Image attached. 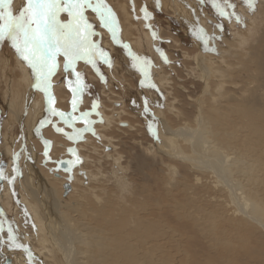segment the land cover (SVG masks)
Returning <instances> with one entry per match:
<instances>
[{"label":"rangeland","instance_id":"obj_1","mask_svg":"<svg viewBox=\"0 0 264 264\" xmlns=\"http://www.w3.org/2000/svg\"><path fill=\"white\" fill-rule=\"evenodd\" d=\"M162 1L103 0L115 37L99 13L85 10L89 39L111 66L99 58L92 68L86 58L75 62L81 75L73 82L85 86L75 113L62 58L49 89L58 112L90 113L96 134L76 141L67 137L84 121L70 126L51 115L39 88L32 93L39 109L26 107V81L36 85V78L26 63L22 77L21 58L0 42V169L7 177L0 180V264H62L52 234L60 244L71 236L72 264H264V0L254 7L230 0L235 8L222 4L223 17L214 0H170L167 9ZM24 3L11 7L18 14ZM194 17L203 41L186 21ZM58 19L75 23L67 12ZM9 91L19 95L11 101ZM120 103L127 116L117 111L116 120L126 118L130 129L101 116ZM180 132L192 139L170 136ZM77 157L83 163H70L71 172L57 168ZM64 182L71 191L62 196Z\"/></svg>","mask_w":264,"mask_h":264},{"label":"snow or ice","instance_id":"obj_2","mask_svg":"<svg viewBox=\"0 0 264 264\" xmlns=\"http://www.w3.org/2000/svg\"><path fill=\"white\" fill-rule=\"evenodd\" d=\"M13 0H0V42H10L15 54L19 55L21 61L26 63L31 73L36 78V87L48 96V111L53 116H59L66 125H74L75 121L82 120L85 126L74 129L68 140L76 141L82 134L94 129L89 128L91 121L88 120L89 112H82L80 116H68L64 112H58L52 105L54 98L49 93L51 88V78L58 73L60 61H64L65 74L62 82H67L69 90L73 93L71 101L72 112L75 113L78 107V96L83 95L84 87L74 83V76L78 81L80 73L76 71L75 62L86 57H92L90 62L95 66L96 58L102 59L104 63L111 66L109 57L100 52L97 56L96 46L90 36L93 35L91 25L85 20V10L91 9L100 14L104 27L109 28L115 37V24L111 9L107 8L103 0H25L24 5L18 14L11 5ZM249 7H254V0H244ZM225 4L227 7L235 8V4L230 0H214L213 6L219 8L218 15H225ZM103 9V11H101ZM61 12H67L75 23H61L58 16ZM233 13H227L229 18ZM163 62H167L166 58ZM146 63V62H142ZM135 67V65H134ZM147 75V73H144ZM141 83H143L141 81ZM157 91H159L157 89ZM95 107V105H94ZM148 100H144V108L147 110ZM57 131H63L57 128ZM74 154V150L69 149ZM71 164L83 163L77 157ZM7 179L4 170L0 169V180ZM9 246L14 242L11 232L7 233ZM22 247V245H16Z\"/></svg>","mask_w":264,"mask_h":264},{"label":"bare ground","instance_id":"obj_3","mask_svg":"<svg viewBox=\"0 0 264 264\" xmlns=\"http://www.w3.org/2000/svg\"><path fill=\"white\" fill-rule=\"evenodd\" d=\"M20 1V0H19ZM167 1H170V0H164V1H162V5L164 6V8H166L167 9V7H168V2ZM18 2V1H17ZM13 3H14V5H17L16 4V0H13ZM180 3V2H179ZM170 4V3H169ZM20 5V4H19ZM184 7L182 6V9H183ZM193 9V8H192ZM186 10V9H185ZM121 11H123V9H121ZM184 12V11H183ZM187 13H189V14H191V16H194L195 14H194V12H193V10H190V11H187ZM183 16H184V14H183ZM196 16V15H195ZM197 17V16H196ZM186 21L188 22V23H191V25L192 26H194V28H195V30L200 34V30H198L199 28L197 27V22H196V18L194 17V18H186ZM207 21V20H206ZM208 23V22H207ZM202 26H203V24H202ZM191 32H193V31H191ZM193 36H195V38L197 39V37H200V39H201V41H203V37H201V34L198 36V35H193ZM145 41H147V39L145 40ZM140 50V49H139ZM142 56V55H141ZM144 58H146V57H144ZM211 59V58H210ZM7 61V60H6ZM5 61V62H6ZM17 63H18V65L17 66H19L20 67V72L22 73V77H24V76H26V75H28V69H27V66H26V64L24 63V62H22L19 58L17 59ZM6 68H7V64H5L4 65ZM6 73V72H5ZM7 85V87L8 88H10V85H11V79L9 80V82L6 84ZM26 86H27V89L24 91L25 92V95H26V97H25V95H24V97L26 98L25 100L27 101L26 103H25V105H26V107H31V108H33V107H36L37 108V105H38V109H39V104L36 102V100L34 99V96L32 95V93H33V89L36 87V85L32 82V79H28L27 81H26ZM8 97H10V99H11V101H12V99H14V96L15 95H19L18 94V91L17 92H15V93H12L11 91H9L8 92ZM61 102V101H60ZM113 103V102H112ZM14 104H16V103H14ZM13 104V105H14ZM20 104V103H19ZM18 104V105H19ZM118 104V103H117ZM153 104V103H152ZM24 105V106H25ZM16 106V105H15ZM13 107V106H12ZM19 108H21L20 106H19ZM18 108V109H19ZM15 109V108H14ZM91 109V108H90ZM123 109L125 110V111H127L126 110V107H125V105H123V103H120V105L118 106V107H116L115 109H114V111H111L110 113H111V117L110 116H107V115H104V114H102L101 116L102 117H104V119H105V121H108L106 124H108L109 123V125H112V124H117V125H121V126H123V127H126L127 129H130V128H132L131 126H130V124L127 122V121H125L126 120V118L124 119V121L122 120H120V117H119V120H116L118 117H117V115L119 114V112H121V114L123 115V114H125L126 116H127V112H123ZM10 111H11V113H12V110H13V108H12V110L11 109H9ZM19 110H21V109H19ZM32 110V109H31ZM30 110V111H31ZM85 110V109H84ZM101 110V109H100ZM105 110V109H104ZM14 111V110H13ZM16 111V110H15ZM110 111V110H109ZM117 111H119V112H117ZM103 112V111H102ZM158 112V111H157ZM97 113V112H96ZM98 113H100V112H98ZM129 113V112H128ZM20 114V113H19ZM95 114V113H94ZM101 114V113H100ZM130 115V114H129ZM14 116H16V114H14ZM20 116V115H19ZM119 116V115H118ZM125 116V117H126ZM21 117V116H20ZM44 117V116H43ZM130 117V116H129ZM22 118H24V117H22ZM122 118V117H121ZM47 119V118H46ZM21 120V119H20ZM23 120V119H22ZM37 121V120H36ZM93 121H95V120H92V122ZM20 122V121H19ZM27 122V121H26ZM31 122V121H30ZM130 123H131V121H130ZM21 124V123H20ZM24 124V123H23ZM97 124V123H96ZM133 124V123H132ZM109 125H107V126H109ZM134 125V124H133ZM140 126V125H139ZM100 128V127H99ZM106 129H107V127H105ZM105 128H104V130H105ZM115 128V127H114ZM44 129V128H43ZM110 130V129H109ZM118 130V129H117ZM117 130H115V131H117ZM167 130V129H166ZM96 132H97V130H95ZM105 132H106V130H105ZM169 134V132H166V134ZM94 134H96L95 132H94ZM172 138H173V136H174V138H178V137H188L189 139L191 138V135L190 134H187V135H184L183 133H179V134H176V135H170ZM104 138H106V137H103V139ZM27 139H29V138H27ZM192 139V138H191ZM24 140V139H23ZM109 140V139H108ZM170 140H172V139H170ZM191 141V140H190ZM105 142V141H104ZM192 142V141H191ZM26 143V140H24V144ZM59 143V142H58ZM95 144V143H94ZM66 145V144H65ZM96 145V144H95ZM107 145H109L110 146V144H107ZM97 146V145H96ZM167 146V145H166ZM166 146H165V148H166ZM24 147V146H23ZM93 147V146H92ZM151 147L152 146H150V150H151ZM175 148V147H177V145L175 144V143H173L170 147H168L169 148V150H170V148ZM64 148V147H63ZM82 148V147H81ZM94 148H95V146H94ZM97 148V147H96ZM99 148V147H98ZM153 148V147H152ZM109 149H110V147H109ZM32 150L33 149H31V147L29 146L28 147V149H26V153L28 154V155H30V157L31 156H33V154H32ZM94 150V149H93ZM101 150V149H100ZM149 150V151H150ZM168 150V151H169ZM160 151H162V150H160ZM64 152V151H63ZM20 153V152H19ZM87 153V152H86ZM166 153H167V149H166ZM21 154V153H20ZM26 154V155H27ZM55 156V155H54ZM25 157H27V156H25ZM120 157V156H119ZM182 157V156H181ZM28 159H29V157H27ZM33 158V157H32ZM31 158V159H32ZM28 159H26V160H28ZM64 160H67L68 161V158H64ZM18 161V160H17ZM29 161V160H28ZM31 161H33V160H31ZM70 162V161H69ZM112 162H113V159H112ZM31 162L29 161V163L28 164H30ZM33 163V162H32ZM114 163H116V162H114ZM119 163V162H118ZM204 163V162H203ZM114 165H116V164H114ZM16 166H17V164H16ZM27 166V165H26ZM30 168V167H29ZM96 168H98V167H96ZM34 172V171H33ZM71 172V171H70ZM12 173V171H10V172H7V175H10ZM74 173V172H73ZM13 174V173H12ZM31 174V173H30ZM33 174V173H32ZM39 174V173H38ZM98 174V173H97ZM47 176V175H46ZM56 176V175H55ZM85 176V175H84ZM92 177V176H91ZM38 178V177H37ZM41 178V177H40ZM40 178H39V180H40ZM57 178V177H56ZM222 178V183H224L225 182V180L223 179V177H221ZM16 179V178H15ZM28 179V178H27ZM31 179V178H30ZM61 179V178H60ZM84 180V179H83ZM91 180H93V179H91ZM61 181V180H60ZM64 181V180H63ZM62 182V181H61ZM42 182H40V181H38V188H40V190L44 193V190H43V186H42V184H41ZM65 183H68V182H64V183H61V188H62V190H63V185L65 184ZM45 184V183H44ZM69 184V183H68ZM29 185V184H28ZM36 185V184H35ZM70 185V184H69ZM31 186V185H30ZM73 186V185H72ZM37 187V186H36ZM29 188H31V187H29ZM28 188V189H29ZM47 188V187H46ZM46 188H45V190H46ZM35 189V188H34ZM49 190V188L46 190V193L45 194H48V196H49V194L51 193V191H48ZM28 191H30V190H28ZM32 191V190H31ZM34 191V190H33ZM71 191V185H70V189H67V195L69 194V192ZM50 192V193H49ZM63 192H64V190L62 191V193H61V195L63 196ZM26 193V192H25ZM30 193V192H29ZM33 195V194H32ZM29 196V195H28ZM50 196L52 197V199H51V201L53 200L54 202H56L55 201V198H54V196L52 195V193L50 194ZM49 196V197H50ZM45 197H47V196H45ZM30 198V197H29ZM27 199H28V197H27ZM48 199V198H47ZM29 200V199H28ZM45 200V199H44ZM44 200H41V201H43V202H40L41 204L42 203H44L45 204V201ZM28 202V201H27ZM29 205L31 206V207H35V205L32 203V204H30V200H29ZM27 203V204H28ZM51 203V202H50ZM49 203V204H50ZM52 204V206L54 205V203H51ZM44 206V205H43ZM29 207V206H28ZM48 208V207H47ZM56 208V207H55ZM53 211V210H52ZM54 212V211H53ZM46 213H47V211H46ZM51 215V214H50ZM49 216V215H48ZM52 218V215L50 216V219ZM49 220V219H48ZM50 221V220H49ZM52 222V221H51ZM60 224V223H59ZM59 226V225H58ZM60 227V226H59ZM49 230H53V231H56V223L54 222V223H50L49 224ZM38 229V228H37ZM52 231V232H53ZM64 232V231H63ZM17 233V232H16ZM55 233V232H54ZM50 237H51V239H52V242L54 243V246H52V248H54V247H56L57 248V250L59 251V253L61 254V256H62V261H63V263L64 264H72V257H73V255H74V247H73V244H72V239H71V236H69V237H67L66 239H67V241H66V243L64 244L63 242H61L62 244H60L59 243V241H58V239H57V237L55 236V235H53L52 234V236L50 235ZM63 240V239H62ZM42 242V241H41ZM26 243V242H25ZM51 243V242H50ZM49 243V244H50ZM47 248V247H46ZM49 248V247H48ZM47 248V249H48ZM50 249H51V247H50ZM57 254V253H56ZM47 255V254H46ZM76 255V254H75ZM45 258H47V260H49L50 259V257H45ZM49 258V259H48ZM61 258V257H60ZM22 260V259H21ZM44 260H46V259H44ZM20 261V260H19ZM18 261V262H19ZM61 261V262H62ZM21 262V261H20ZM22 263H23V260H22ZM21 263V264H22ZM62 263V264H63Z\"/></svg>","mask_w":264,"mask_h":264},{"label":"water","instance_id":"obj_4","mask_svg":"<svg viewBox=\"0 0 264 264\" xmlns=\"http://www.w3.org/2000/svg\"><path fill=\"white\" fill-rule=\"evenodd\" d=\"M57 168L63 171H70L72 166L67 160H61L57 162ZM67 189H70V185L68 183H65L63 185V190H64L63 196L67 194Z\"/></svg>","mask_w":264,"mask_h":264},{"label":"flooded vegetation","instance_id":"obj_5","mask_svg":"<svg viewBox=\"0 0 264 264\" xmlns=\"http://www.w3.org/2000/svg\"><path fill=\"white\" fill-rule=\"evenodd\" d=\"M86 59L88 60V62H89V65L91 66V68H92V63L90 62V60H91V58L90 57H86Z\"/></svg>","mask_w":264,"mask_h":264},{"label":"crops","instance_id":"obj_6","mask_svg":"<svg viewBox=\"0 0 264 264\" xmlns=\"http://www.w3.org/2000/svg\"><path fill=\"white\" fill-rule=\"evenodd\" d=\"M79 151V150H78Z\"/></svg>","mask_w":264,"mask_h":264}]
</instances>
